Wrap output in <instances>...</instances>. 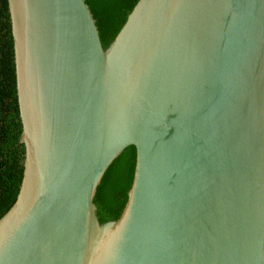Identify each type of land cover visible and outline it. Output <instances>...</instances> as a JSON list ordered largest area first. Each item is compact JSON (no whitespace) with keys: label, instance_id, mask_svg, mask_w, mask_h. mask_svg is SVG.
<instances>
[{"label":"water","instance_id":"obj_1","mask_svg":"<svg viewBox=\"0 0 264 264\" xmlns=\"http://www.w3.org/2000/svg\"><path fill=\"white\" fill-rule=\"evenodd\" d=\"M7 3L24 158L0 264H264V0H137L105 48L85 0Z\"/></svg>","mask_w":264,"mask_h":264},{"label":"trees","instance_id":"obj_2","mask_svg":"<svg viewBox=\"0 0 264 264\" xmlns=\"http://www.w3.org/2000/svg\"><path fill=\"white\" fill-rule=\"evenodd\" d=\"M105 48L114 38L137 0H85ZM13 41L7 0H0V218L13 205L20 187L24 146L19 142ZM135 148L126 147L113 160L97 188L94 204L100 222L115 220L126 202L132 181Z\"/></svg>","mask_w":264,"mask_h":264}]
</instances>
